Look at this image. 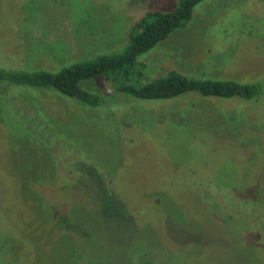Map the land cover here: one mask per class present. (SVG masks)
I'll return each mask as SVG.
<instances>
[{
    "label": "rangeland",
    "instance_id": "rangeland-1",
    "mask_svg": "<svg viewBox=\"0 0 264 264\" xmlns=\"http://www.w3.org/2000/svg\"><path fill=\"white\" fill-rule=\"evenodd\" d=\"M178 3L0 0V63L121 52L146 11ZM139 60L148 79L177 70L263 91L90 108L0 86V264H264V0H204ZM81 86L114 93L101 76Z\"/></svg>",
    "mask_w": 264,
    "mask_h": 264
},
{
    "label": "trees",
    "instance_id": "trees-1",
    "mask_svg": "<svg viewBox=\"0 0 264 264\" xmlns=\"http://www.w3.org/2000/svg\"><path fill=\"white\" fill-rule=\"evenodd\" d=\"M202 1L204 0H179L178 5L170 11H146L134 25L129 43L121 52H97L94 56L63 61L60 63L63 65L61 68L57 65L58 69L52 70L29 66L4 68L6 65L2 66L0 63V86L33 88L39 93L55 90L90 108L108 106L112 101L174 100L191 94L220 100L235 97L256 100L263 91L261 82L257 81L240 82L233 78L218 79L217 76L200 78L193 77V74H182L177 70H171L160 78L144 77L145 65L139 60L140 57L173 31L184 27L191 20L195 6ZM95 76L107 79L112 84L114 93L101 95L83 89L81 82ZM7 96L9 97L8 92Z\"/></svg>",
    "mask_w": 264,
    "mask_h": 264
}]
</instances>
